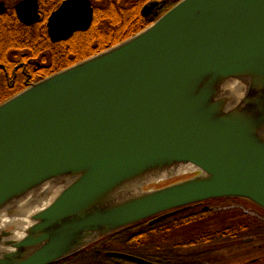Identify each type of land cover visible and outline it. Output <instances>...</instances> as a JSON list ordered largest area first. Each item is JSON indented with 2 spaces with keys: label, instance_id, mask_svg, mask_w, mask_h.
I'll list each match as a JSON object with an SVG mask.
<instances>
[{
  "label": "water",
  "instance_id": "1",
  "mask_svg": "<svg viewBox=\"0 0 264 264\" xmlns=\"http://www.w3.org/2000/svg\"><path fill=\"white\" fill-rule=\"evenodd\" d=\"M163 6L149 3L143 15ZM38 11V0L16 6L27 26ZM93 16L90 0H65L48 20L51 40L88 30ZM237 79L240 100L225 93ZM179 165L192 168L117 201ZM181 174L192 177L144 189ZM58 182L68 186L23 238L13 226L0 231V264H55L205 201L264 210V0H182L128 40L0 104V215Z\"/></svg>",
  "mask_w": 264,
  "mask_h": 264
},
{
  "label": "flooded vegetation",
  "instance_id": "2",
  "mask_svg": "<svg viewBox=\"0 0 264 264\" xmlns=\"http://www.w3.org/2000/svg\"><path fill=\"white\" fill-rule=\"evenodd\" d=\"M9 1L11 0H4L0 2V4H3V12H0V17L2 20H7L6 16H14L20 23V26L17 27L18 31H21L22 27L24 26L33 27L38 22L43 20L44 11L41 0H38V12L40 14V19L31 26L21 23L18 19L16 6L22 0H15L16 3L14 4L12 2L10 3ZM64 1L65 0H63L61 4ZM90 1L92 2V0ZM6 2L10 4L9 7H7ZM61 4L49 14L46 20V28L50 42L54 46L66 44L65 46L68 50H71L73 47H75L73 43L79 44V48H82L83 44L81 43L83 40L77 36L79 34L86 33L94 24V4L92 2V7L94 10L93 22L88 30L76 32L68 40L54 43L51 40L48 32V20L52 13H54L61 6ZM19 43L22 44V41H19ZM0 44L3 43L0 42ZM10 57V63H6V59H3L0 63V95L7 93L15 95L27 89L29 86L40 81L41 79L50 76L42 75L41 70L48 69L50 67L53 60V54L51 50L45 52L43 51L40 58L32 59L28 62L17 61L15 58V53H12ZM71 58H74V56ZM36 75L38 76L37 78H39L37 81L35 80ZM234 203H238L246 207L249 206L262 215L261 210L246 201H205L182 208L179 213H176L159 222L156 221L157 218H152L135 226L129 227L55 264H141L127 257L143 259L154 264H263L264 258L262 257V254L261 256L260 254L256 255L250 260H247L245 255H240L238 258H234L232 260L226 259L224 256H222L224 255L223 253L216 251L232 250L226 246L219 248L208 247L202 250V254H198L196 251L185 252V249L189 247H193L194 250L195 248H198L200 246V238L205 241V243H203L204 246H213V241H215V238L217 239V237H220V239L227 238V236L212 235L210 233L204 232H201L202 235L199 236V223L203 222V219H206L207 215L217 216L220 212L228 210L231 211L232 206L230 204L233 205ZM168 219L169 221H166ZM160 222L164 223L158 225ZM208 223L210 224V222ZM258 227L260 230H262L261 224H259ZM243 240L245 243L249 241L248 243L250 244L256 241V239L253 237L245 238ZM239 250L241 249L239 248Z\"/></svg>",
  "mask_w": 264,
  "mask_h": 264
},
{
  "label": "trees",
  "instance_id": "3",
  "mask_svg": "<svg viewBox=\"0 0 264 264\" xmlns=\"http://www.w3.org/2000/svg\"><path fill=\"white\" fill-rule=\"evenodd\" d=\"M41 1L43 3L44 17L43 20L33 27L24 26L21 31H18L17 27L20 26V23L14 16H6L7 20H2L0 17V42L3 43L0 44V63L3 59H6V63H10V56L12 53H15L17 61L28 62L32 59L40 58L43 51L51 50L53 54L52 63L48 69L41 70L42 75L47 76L72 66L79 60H82V57L83 59L87 58L88 52L91 48L97 53L139 33L182 0H92L95 7L94 24L86 33L77 36L83 40L81 43L83 44L82 48H79V44L73 43L75 47L71 50L66 48V44L52 45L46 28V20L49 14L56 9L63 0ZM155 1L164 2L163 8L158 10V15L151 14L148 17H145L142 12L143 8L147 4ZM19 41H22V44H20ZM74 52L76 54H73ZM72 56H74V58H71ZM37 77L38 76L36 75V81L39 80ZM12 96L13 94L9 96H7V94L0 95V104L7 101ZM258 209L261 210V216L264 218V210L259 207ZM231 214L232 212L228 210L220 212L217 216H224L225 218L230 216V219H232ZM212 217L216 218V216ZM209 220L211 219H203V222L199 221L201 222L199 223L200 228L198 229L199 236H201V232L204 231H207L206 233L209 232L212 235L227 236V238H225L226 240L217 237V239L215 238V241L224 240L228 241L229 244L230 236L226 230L224 231L225 233L223 232L224 234L215 231L212 233L208 230ZM166 221H169V219ZM162 223L164 222H160L158 225ZM257 223L259 224V221L257 220L255 223H242L240 225H243V228L234 229L231 227L229 232L234 238L238 236V241H240L245 235L254 238L257 235L256 233L264 231V225L262 226V230H260L259 227L255 226ZM252 226L254 228H252ZM203 243H205V241L200 238L199 244L202 245ZM229 245H226V247L228 248ZM205 247L208 248L211 246L207 245Z\"/></svg>",
  "mask_w": 264,
  "mask_h": 264
},
{
  "label": "rangeland",
  "instance_id": "4",
  "mask_svg": "<svg viewBox=\"0 0 264 264\" xmlns=\"http://www.w3.org/2000/svg\"><path fill=\"white\" fill-rule=\"evenodd\" d=\"M1 1H4V0H0V2ZM9 2L10 3L12 2L13 4L16 3V1H9ZM6 5H7V7L10 6V4L8 2H6ZM135 35H133V36H135ZM133 36H131V37H133ZM131 37H129V38H131ZM129 38L125 39L124 41L128 40ZM124 41H122V42H124ZM122 42H120V43H122ZM120 43L115 44V45L111 46L110 48L115 47V46L119 45ZM90 45H93V44H90ZM94 45H96V44H94ZM110 48H108V49H110ZM108 49H105V50H102V51L95 53L94 52L95 50L91 48L90 51L88 52L87 58L83 59V57H82V60H79L77 63L73 64L72 66H74L80 62H83L87 59H90V58H92L98 54H101ZM73 54H76V53L74 52ZM72 66H70V67H72ZM67 68H69V67H67ZM67 68H65V69H67ZM65 69H63V70H65ZM63 70H60L56 73H59ZM56 73H53L50 76H52ZM50 76H48V77H50ZM45 78H47V77H45ZM41 80H43V79H41ZM19 93H17V94H19ZM17 94H15V95H17ZM9 95H12V94L7 93V96H9ZM15 95H13L12 97H14ZM190 177H192V176L181 174V175L175 176L173 178L165 179V180H163L157 184H153L152 186L149 185V186L145 187L144 189L147 191L148 189H152V188L158 189V188L166 187V186L174 184L176 182L186 180ZM233 201H236V200H233ZM238 203H240V202H238ZM231 212H232V214H231L232 219H230V216H228L227 218H225L224 216H216V218L209 216V215L206 216V219H208V218L211 219L208 221V222H210V224L208 225V227L210 226L208 228L209 231H211L212 233H213V231L223 233L226 230L230 236V238L228 236V238L230 239V241H229L230 245L228 244V241L216 240L215 242H213V246H211V248L214 246H215V248H219L222 246L229 245V247L232 249L230 251H224V250H216V251H220L221 253L224 254L222 256H224L226 259H231V260L234 258H238L240 255H242V256L245 255L247 257V260L252 259L254 256H256L258 254H260V256L262 254L263 255L262 257L264 258V231H259V233H256L257 235L254 237L256 239V241H254V243H252V244L248 243L249 241L247 243H245V241L243 240L245 238H250V237H247V235H245L243 238H241L240 241H238V236L234 238V236H232L231 233L229 232L231 227H233L234 229L235 228L241 229V228H243V225L241 226L240 224H242V223H244V224L255 223L256 220L259 221V224H261V226H263L264 225L263 216H261L260 213H258L256 210H254L253 208H251L249 206L248 207L239 206L236 203L232 205ZM223 218H225V219H223ZM259 224L257 223V224H255V226L258 227ZM252 228H254V227L252 226ZM206 232L207 231H204V233H206ZM223 239H225V238H223ZM206 248L207 247H205L203 244L202 245L200 244V246L198 248H195V250L193 249V247H189V248L185 249L186 250L185 252L196 251V252H198V254H202V250H204ZM239 248L241 250H239ZM221 253H219V254H221Z\"/></svg>",
  "mask_w": 264,
  "mask_h": 264
},
{
  "label": "bare ground",
  "instance_id": "5",
  "mask_svg": "<svg viewBox=\"0 0 264 264\" xmlns=\"http://www.w3.org/2000/svg\"><path fill=\"white\" fill-rule=\"evenodd\" d=\"M234 84L235 82L227 84L225 87V93H228L230 95L235 94L240 100L242 97L238 96L237 93L242 91L245 94V85L242 84L243 87H241L240 85H236V87L233 88ZM191 168L192 167L189 165H179L166 169L163 172L157 173L156 175L147 176L142 179V181H136L135 184L126 188L125 191L118 196L117 201L142 194V186L146 181L152 182L154 179L165 177L166 174H173V171H176V173H182L184 171L191 170ZM67 186L68 185H63V183L61 182L50 184L49 188L47 186L30 196L28 199L21 201L15 208L10 210L11 215L8 214V212L1 214L0 231H2L4 227L7 228L13 226L15 228V237H18L19 239H21V237L23 238V236L26 234V230L32 225L31 217L37 212L41 211L43 208L47 207L51 202H53L61 193V191Z\"/></svg>",
  "mask_w": 264,
  "mask_h": 264
},
{
  "label": "clouds",
  "instance_id": "6",
  "mask_svg": "<svg viewBox=\"0 0 264 264\" xmlns=\"http://www.w3.org/2000/svg\"><path fill=\"white\" fill-rule=\"evenodd\" d=\"M236 85H240L241 87H243V85L241 84V81H240L239 79H237V80L235 81V84L233 85V88H235ZM237 95L240 96V97H243L244 92L240 91V92L237 93ZM21 238H22V237H21Z\"/></svg>",
  "mask_w": 264,
  "mask_h": 264
}]
</instances>
